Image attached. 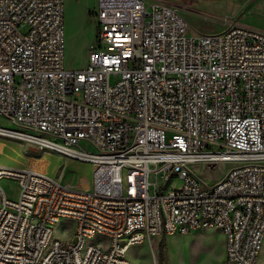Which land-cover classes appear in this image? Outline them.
Returning <instances> with one entry per match:
<instances>
[{
    "label": "built area",
    "instance_id": "obj_1",
    "mask_svg": "<svg viewBox=\"0 0 264 264\" xmlns=\"http://www.w3.org/2000/svg\"><path fill=\"white\" fill-rule=\"evenodd\" d=\"M183 8L97 0L87 65L68 69L65 0H0V118L14 126L0 135L94 164L87 188L52 177L45 152L0 165L19 187L0 185V264H136L131 246L196 228L223 232L228 261L257 263L264 28L225 16L194 35ZM219 163L232 166L214 183L194 168Z\"/></svg>",
    "mask_w": 264,
    "mask_h": 264
},
{
    "label": "rangeland",
    "instance_id": "obj_2",
    "mask_svg": "<svg viewBox=\"0 0 264 264\" xmlns=\"http://www.w3.org/2000/svg\"><path fill=\"white\" fill-rule=\"evenodd\" d=\"M170 1L179 2L185 7L182 13L194 35L223 31L225 23L220 18L232 17L231 13L235 14L234 18L241 23L249 25V22H252L264 27V0L259 1L250 12L247 8L252 4V0ZM96 7L97 0H65V66L68 69H82L87 65L89 50L97 34V24L91 14ZM205 13L211 17L206 18ZM0 125L14 127L3 118H0ZM43 152L48 158L45 169L52 177L79 186L84 183H87L88 187L92 186L94 164L72 159L50 150H43L28 141L0 135V165L24 168L30 156L42 155ZM85 166H91V169L87 170ZM231 166L229 163L211 164L210 166L197 164L194 168L209 182L214 183L221 179ZM0 185L9 197L13 199L18 197L19 187L15 180L4 178L0 181ZM176 185H179V182H175L174 186ZM77 240V237H74V241ZM152 240V246L149 242L131 246L127 258L136 264H187L186 261L177 263V260L172 259L174 250L185 252L187 251L184 249L185 246L186 249H190L191 242L207 240V247L199 253L195 264L229 263L225 253V235L219 229L196 228L187 234H166ZM161 243L164 248L162 253Z\"/></svg>",
    "mask_w": 264,
    "mask_h": 264
},
{
    "label": "bare ground",
    "instance_id": "obj_3",
    "mask_svg": "<svg viewBox=\"0 0 264 264\" xmlns=\"http://www.w3.org/2000/svg\"><path fill=\"white\" fill-rule=\"evenodd\" d=\"M3 136H8V135H3ZM9 137V136H8ZM20 140H24V141H28L31 142L33 144H37V142L35 140H33L32 138H27V137H14ZM80 188H83V186H80ZM175 234V233H173ZM201 240H196L195 242H191L190 243V249H186L185 246V252H179L177 249L174 250V253L172 254V259L173 260H177V263L179 262H184L186 261L187 264H195L199 258V253L205 249L207 247V240L205 241H201ZM257 263L256 264H264V242L262 244L260 253H259V259H257Z\"/></svg>",
    "mask_w": 264,
    "mask_h": 264
},
{
    "label": "crops",
    "instance_id": "obj_4",
    "mask_svg": "<svg viewBox=\"0 0 264 264\" xmlns=\"http://www.w3.org/2000/svg\"><path fill=\"white\" fill-rule=\"evenodd\" d=\"M259 1H261V0H252L251 2H252V4L247 8V10L250 12V10L259 2ZM246 12V11H245ZM231 15H233L232 17H235V14H233V13H231ZM249 25H251V26H254V27H258V28H264L263 26H260V25H256V24H253L252 22H249ZM73 164H75V165H77V166H79L78 164H76V163H74L73 162ZM85 167H87V170H89V169H91V166H85ZM81 186H83V188H87L88 186H87V183H84V184H82ZM210 229V228H209ZM214 229V228H213ZM144 243H146V242H144ZM144 243H141L142 245L144 244ZM225 243V242H224ZM136 245H138V244H136ZM225 245V244H224ZM227 264H234L233 262H230L229 261V263H227Z\"/></svg>",
    "mask_w": 264,
    "mask_h": 264
},
{
    "label": "trees",
    "instance_id": "obj_5",
    "mask_svg": "<svg viewBox=\"0 0 264 264\" xmlns=\"http://www.w3.org/2000/svg\"><path fill=\"white\" fill-rule=\"evenodd\" d=\"M163 249H164V248H163V245H162V243H161V253L163 252Z\"/></svg>",
    "mask_w": 264,
    "mask_h": 264
}]
</instances>
